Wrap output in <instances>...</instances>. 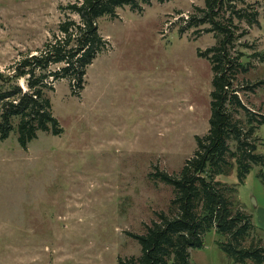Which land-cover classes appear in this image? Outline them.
<instances>
[{
    "label": "rangeland",
    "instance_id": "1",
    "mask_svg": "<svg viewBox=\"0 0 264 264\" xmlns=\"http://www.w3.org/2000/svg\"><path fill=\"white\" fill-rule=\"evenodd\" d=\"M81 1L0 0V95L15 88L27 92V79L7 80L14 66L61 37L62 23L79 24L70 7ZM163 2L150 0L135 13L118 9L116 19L98 21L107 45L87 69L83 90L73 95L60 80L46 93L61 136L39 133L26 151L16 130L0 141V264H118L139 258L141 248L130 236H142L159 214L169 215L173 190L153 177L179 175L196 152V139L209 132L214 74L198 54L219 47L222 37L198 23L206 0ZM233 7L213 22L234 30L227 52L245 73L239 71L233 91L259 120L264 0H237ZM238 12L255 14L256 25L237 20ZM225 108L246 134L245 114L229 104ZM255 131L250 141H257L256 155L264 156V128ZM228 145L235 152L236 144ZM258 171L240 182L233 168L214 181L225 189L232 209L250 216L264 234ZM220 240L208 233L203 249L190 252V264H233L219 249Z\"/></svg>",
    "mask_w": 264,
    "mask_h": 264
},
{
    "label": "trees",
    "instance_id": "2",
    "mask_svg": "<svg viewBox=\"0 0 264 264\" xmlns=\"http://www.w3.org/2000/svg\"><path fill=\"white\" fill-rule=\"evenodd\" d=\"M155 1L164 3L163 0ZM236 2L206 0V9L202 11L204 19L198 22L191 18L201 25H210L212 29L208 33L218 32L222 37L219 47L198 54L200 59L210 63L214 74L209 132L204 138L196 139V152L179 175L157 174L153 177L173 190L169 215L159 214L157 222L144 227L142 236L131 235L130 238L141 248L140 257L119 259L118 264H190V252L203 249L204 237L211 232L221 237L218 247L233 264H264V234L254 227L250 216L232 209L230 199L224 194L225 189L214 181L236 168L237 179L243 182L253 169L259 168L256 177L264 185V156L256 155L257 141H250L257 127L264 128V117L258 120L252 115L240 103L238 92L233 91L239 71L245 73L240 62L227 52L226 46L235 40L234 30L213 22L224 9L232 11ZM140 4L150 5V0H82L70 7L80 23H62L58 29L61 37H53L37 56L23 57L14 66L13 77L7 79H27V92L15 88L0 95V141L8 140L16 130L17 143L26 151L39 133L61 136L63 131L53 117L46 93L53 92L54 83L60 80L69 83L73 95L81 92L87 69L107 45L98 34V21L105 17L116 19V10L126 7L133 13L139 12ZM236 18L245 21L249 27L256 25L255 14L238 12ZM227 22L232 23L231 20ZM245 35L242 33L239 38ZM72 43L74 48L69 50ZM59 65L64 68L50 71L51 66ZM227 104L235 108V113L241 111L245 114L249 127L246 134L226 110ZM230 142L236 144L235 152L230 150Z\"/></svg>",
    "mask_w": 264,
    "mask_h": 264
}]
</instances>
